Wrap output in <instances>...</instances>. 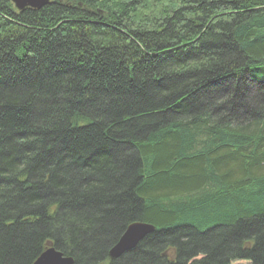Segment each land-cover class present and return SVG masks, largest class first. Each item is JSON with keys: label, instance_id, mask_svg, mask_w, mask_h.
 <instances>
[{"label": "trees", "instance_id": "1", "mask_svg": "<svg viewBox=\"0 0 264 264\" xmlns=\"http://www.w3.org/2000/svg\"><path fill=\"white\" fill-rule=\"evenodd\" d=\"M48 248L264 264V0H0V264Z\"/></svg>", "mask_w": 264, "mask_h": 264}, {"label": "water", "instance_id": "2", "mask_svg": "<svg viewBox=\"0 0 264 264\" xmlns=\"http://www.w3.org/2000/svg\"><path fill=\"white\" fill-rule=\"evenodd\" d=\"M16 10L24 8L40 9L46 6L50 0H9ZM155 230L154 226L146 223L130 224L109 250L108 257L110 260L116 259L124 252L133 249L137 243L147 234ZM33 264H73L70 257H63L61 253L53 249H48L40 254Z\"/></svg>", "mask_w": 264, "mask_h": 264}]
</instances>
